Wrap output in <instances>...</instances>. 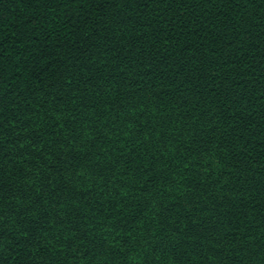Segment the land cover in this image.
I'll return each mask as SVG.
<instances>
[{
  "label": "trees",
  "instance_id": "16d2710c",
  "mask_svg": "<svg viewBox=\"0 0 264 264\" xmlns=\"http://www.w3.org/2000/svg\"><path fill=\"white\" fill-rule=\"evenodd\" d=\"M0 264H264V0H0Z\"/></svg>",
  "mask_w": 264,
  "mask_h": 264
}]
</instances>
